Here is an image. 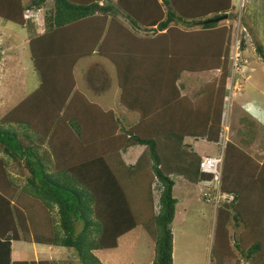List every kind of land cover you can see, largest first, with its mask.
<instances>
[{
	"label": "trees",
	"instance_id": "obj_1",
	"mask_svg": "<svg viewBox=\"0 0 264 264\" xmlns=\"http://www.w3.org/2000/svg\"><path fill=\"white\" fill-rule=\"evenodd\" d=\"M51 1L41 32L28 40L38 85L0 117V264H103L95 252L116 248L136 227L153 240L149 264H172L176 177L202 183V199L215 207L221 240L215 264L231 255V241L246 264H264V235L251 228L253 215L245 210L255 199L264 210V162L243 150L248 132L237 127L240 139L225 143L216 187L213 174L200 170L203 156L184 143L194 136L219 146L230 37L226 26L203 21L227 16L232 0ZM45 3L0 0V18L25 27L35 23L25 11ZM254 50L264 63L262 45ZM93 51L114 65L119 103L138 115L133 125L75 88L73 67ZM209 70L219 75L198 99L180 96L176 81L183 71ZM136 145L143 151L126 164L122 153ZM13 168L19 176L11 175ZM247 187L255 197H246ZM216 190L234 196L215 203ZM229 225L242 228L238 237ZM21 241L74 256L13 260L11 245Z\"/></svg>",
	"mask_w": 264,
	"mask_h": 264
},
{
	"label": "rangeland",
	"instance_id": "obj_2",
	"mask_svg": "<svg viewBox=\"0 0 264 264\" xmlns=\"http://www.w3.org/2000/svg\"><path fill=\"white\" fill-rule=\"evenodd\" d=\"M24 1L28 2L29 0ZM101 1L103 2V0ZM50 7H52V1L46 0L44 7H42L37 15L36 21H34L35 23L28 24L25 27L2 19L0 20V117L13 105L25 98L38 82L30 59L28 40L31 36L41 32L38 25L43 23V14ZM226 13V18L220 20L218 24L226 26L229 30L230 56L233 50L241 54L240 49L242 50L244 45L250 50H253L256 44H260L264 50V0H235V3H231V8ZM192 27L197 28L196 25ZM139 34L143 35L142 32ZM92 55L94 57L86 59L85 63L87 65L79 68L78 74L75 72V75L79 79L74 77L76 81L79 80L77 85L80 90H83L88 78L93 79V82L97 80L95 77H98L99 81L104 80L106 83L109 81L108 86L111 80L117 82L114 65L106 58H101L96 52ZM240 56L243 64L240 67L242 71L239 72H241L245 80L247 78L245 71L248 70L249 58L246 56L242 57L243 55ZM255 63L254 65L253 63H249V66H255L256 70L259 68V65H255ZM261 74V69H258L252 74L259 90H263L264 86V83L262 84L264 77ZM236 75L240 76L239 74ZM194 78L195 80H198V78L203 80L199 75H195ZM226 84L228 83L226 82ZM240 93L241 95L238 94L232 97L230 100L232 104L244 94V91ZM256 94L259 95L258 93ZM200 95H198V98ZM116 96H118L117 90L110 85L108 89H105L99 95L101 98H96V104L103 110L107 106L113 105ZM187 99L194 101L191 96H188ZM229 103L226 99L224 103L225 111ZM230 111L228 109V114H230ZM187 141L197 143L193 149L203 155L216 156L221 152L220 147L216 146L214 142L194 140L191 138H188ZM130 149L132 151L130 152L131 158L137 157L141 150L139 149L138 153H136L138 148L134 147ZM11 175L19 176L18 169L13 168ZM174 181L175 188L173 196L177 198V203L175 205L174 219L171 223L173 235L172 264H215L217 256L214 253V249L218 243H221L220 236H218L219 232L217 236L215 234V207L210 201L202 199L201 189H204L202 183L198 185H186L181 177L174 178ZM210 184H214V182ZM210 184L207 186L211 187ZM187 186L191 190H188ZM244 199V202L251 201L247 198ZM220 200H222V197ZM257 200L261 199L252 200L254 203L252 204L251 201L250 205H245V210L249 209L253 215L249 216L253 221L250 225L252 226L251 228L253 230L259 228L256 231H262L264 235V210L257 203ZM260 221H262V224ZM228 230L229 234L233 232V235L238 237L242 228L238 226L232 230V227L229 225ZM250 239L252 240L251 237ZM261 240L264 241L262 234ZM250 243L251 241L249 240L243 241L245 247ZM230 245L233 249L232 253L229 256L222 257L221 264H246L243 255L233 247L232 241ZM20 250L24 252L19 253ZM11 251V257L13 259H34V257L37 259H67L74 256L72 252L63 247H53L51 249L47 245L26 242L12 243ZM36 252L38 253L37 256H35ZM95 255L103 264H149L153 258V240L144 230L136 227L119 238L116 248L98 250L95 252ZM262 256L263 259L264 244Z\"/></svg>",
	"mask_w": 264,
	"mask_h": 264
},
{
	"label": "crops",
	"instance_id": "obj_3",
	"mask_svg": "<svg viewBox=\"0 0 264 264\" xmlns=\"http://www.w3.org/2000/svg\"><path fill=\"white\" fill-rule=\"evenodd\" d=\"M232 2L235 3V0H232ZM0 20H1V18H0ZM7 22H9V21H7ZM94 52L95 51H93L92 54H94ZM240 53H241V55H243L242 57L246 56L249 58V63H253V65H254V63L256 62L255 65H259V68H257L255 70V66H253V65L249 66V63H248V68H247L248 70L245 71V73H246L245 76H247V78L244 80V78L242 79L240 76L236 75V78L234 79L235 80L234 81L235 86H240V90L234 89L236 87L229 89V85H226V87H225L226 91H227L226 97L228 96V98H227L228 103L230 102V100L232 99V97L234 95H238V94L241 95L240 92L244 91V94L241 97H239L237 99V101L234 102V104H232L230 102L229 105L227 106V118L225 121L226 138L228 139V141H230L232 143H236L240 139V135L236 133V128L237 127L245 128L246 130H244V131L248 132V134L243 135L241 138V141L243 143H246V144H244L243 150L245 152H248L254 159L257 160V162L259 164H262L264 162V86H263V90H259L257 87L258 85L255 83V81L252 77V74L255 73L258 69H261V71H262L261 75H262V77H264V63L262 61H260L261 59L257 54L255 55L254 48H253V50H250L246 45H244V48L242 50L240 49ZM92 54L85 56V57H82V58L78 59V61H76L75 65L73 67V73L77 79H79V78L75 74L76 73L78 74L79 68L87 65V63H85L86 59H88L90 57H94V55H92ZM101 58H103V57H101ZM243 72H244V70H243ZM115 74H116V71H115ZM195 75H199L201 77V79H203V80H200L199 78H198V80H195V78H194ZM218 75H219L218 70H209V71H201V72L183 71L176 81V87L179 90L180 96H187V97L191 96L195 100L196 98H198V95H200L201 92L203 91L204 86L206 84L213 82L214 80H217ZM76 78H75V82H76L75 88L77 90H79L84 96H86L90 101H92L94 103L97 102L96 98L97 99L101 98V97H99V95L101 93H103L105 89H108L111 85V87H113L117 90L118 96H116V99L114 100L113 105H111L113 107L107 106V108H104V109L113 111L115 113V116L122 122V124L124 126L133 125L137 121L138 115L136 113L129 112L123 106L120 105V103H119L120 89L117 85V82L111 80V83L108 86L109 81H108V83H106V81H104V80L99 81V78L95 77V78H97V80L99 82H101V83H99L96 80V82L99 83L98 84L96 82H93L92 81L93 79L88 78L87 82L84 85L83 90H80V88L77 85L79 80L76 81ZM263 83H264V81L262 82V84ZM37 85H38V82L35 85V87H37ZM256 93H258L259 95H257ZM228 109L231 110L230 114H228ZM241 117H246L247 121L246 122L243 121L242 123H240L239 119ZM177 118H179V117H177ZM181 120H183V119L180 116V121ZM243 123H245V126L243 125ZM222 130H223V128H222ZM188 138L194 139V136L185 137L184 143L187 144V146L192 148V149L195 148V145L197 143H195L193 141H187ZM194 140L204 141L205 139L204 138H200V139L198 138V139H194ZM134 147L138 148L136 153H138L139 149H141L139 151V154L143 151V148H144V146L136 145V146L129 147L125 152H123L122 158L126 164L134 163L138 157V156L137 157L134 156L136 158L135 159V158H131V156H130V152H132L130 148H134ZM128 153H129V155H128ZM196 153L200 157L204 156L201 153H198V152H196ZM127 155H128V157L126 158ZM184 183L186 185H188V184L191 185L190 183H188L185 180H184ZM185 184H183V186H185ZM174 188H175V185L173 186L172 193L174 192ZM187 189L191 190V188L189 189L188 186H187ZM244 194H246V197L247 196L248 197H252V196L255 197V191H253V187L245 188ZM20 243H22V242H20ZM49 247L52 249L53 247H56V246H49ZM22 252H24V251H22V250L19 251V253H22ZM37 255H38V253L36 252L35 256H37ZM13 260H15V259H13ZM18 260H39V259L34 257V259H27V258L20 259V258H18Z\"/></svg>",
	"mask_w": 264,
	"mask_h": 264
},
{
	"label": "built area",
	"instance_id": "obj_4",
	"mask_svg": "<svg viewBox=\"0 0 264 264\" xmlns=\"http://www.w3.org/2000/svg\"><path fill=\"white\" fill-rule=\"evenodd\" d=\"M39 12H40V10H37V11L26 10L24 13V16L26 18H32L34 21H36L37 15L39 14ZM230 60H231V77L228 80L229 88H231V86H234V84H233V81H234L233 76L234 75L239 74L240 77L243 78V75L241 74V72H239V71H242V69L240 70V67L243 64L240 54L234 50V52L231 54ZM239 89H240V86L237 87V90H239ZM225 132H226V126L224 125L222 133L219 136V139H220L219 140V147L221 150L220 154L218 156H207V157L203 156L201 161H200V164H199L200 170L202 172L213 174L214 181L216 182L215 187L217 186L218 181H219V177H220V171H221V166H222V155H221V153L223 151V148L225 146V141H226ZM221 197H224L225 199H230V200L233 198L232 195L222 196L221 193L219 194L218 190H216L215 194H214L215 203Z\"/></svg>",
	"mask_w": 264,
	"mask_h": 264
},
{
	"label": "clouds",
	"instance_id": "obj_5",
	"mask_svg": "<svg viewBox=\"0 0 264 264\" xmlns=\"http://www.w3.org/2000/svg\"><path fill=\"white\" fill-rule=\"evenodd\" d=\"M233 52H234V50H233ZM232 52V53H233ZM241 55V54H240ZM231 57V56H230ZM231 77V60H230V75L227 77V83L229 84V82H228V80H229V78ZM243 79V78H242ZM235 81V80H234ZM233 81V84H234V86H231V88H229V89H232V88H234V87H236V88H234V89H236L237 90V87L238 86H235V82ZM228 84H226V85H228ZM232 84V85H233ZM240 90V89H239ZM226 99H227V97H226ZM223 121H222V127L225 125V121H226V115L223 117V119H222ZM225 136H226V132H225ZM228 141V139L226 138V141H225V143ZM220 176H221V171H220ZM219 181H220V177H219ZM229 195H233V194H229ZM234 196V195H233ZM232 196V197H233Z\"/></svg>",
	"mask_w": 264,
	"mask_h": 264
},
{
	"label": "water",
	"instance_id": "obj_6",
	"mask_svg": "<svg viewBox=\"0 0 264 264\" xmlns=\"http://www.w3.org/2000/svg\"><path fill=\"white\" fill-rule=\"evenodd\" d=\"M226 18L225 15L223 16H219V17H216V18H210V19H206L205 21L203 22H219L220 20Z\"/></svg>",
	"mask_w": 264,
	"mask_h": 264
}]
</instances>
